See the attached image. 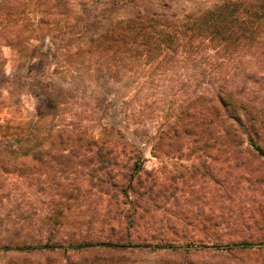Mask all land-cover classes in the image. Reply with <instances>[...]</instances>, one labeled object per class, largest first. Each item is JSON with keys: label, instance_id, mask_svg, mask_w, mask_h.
Listing matches in <instances>:
<instances>
[{"label": "rangeland", "instance_id": "rangeland-1", "mask_svg": "<svg viewBox=\"0 0 264 264\" xmlns=\"http://www.w3.org/2000/svg\"><path fill=\"white\" fill-rule=\"evenodd\" d=\"M221 1L0 0V247L120 245L0 251V264H264V157L173 124L224 83L248 80L264 103L259 45L150 60L110 31Z\"/></svg>", "mask_w": 264, "mask_h": 264}, {"label": "trees", "instance_id": "trees-1", "mask_svg": "<svg viewBox=\"0 0 264 264\" xmlns=\"http://www.w3.org/2000/svg\"><path fill=\"white\" fill-rule=\"evenodd\" d=\"M110 31L116 34L118 43L129 46L135 57L144 56L150 60L160 57L166 60L170 55L178 54L180 48L182 53L189 54L191 49L198 53L207 45L215 46L218 54L233 57L241 46L257 44L261 50L260 56L264 57V0H224L212 4L202 12L189 13L176 21L164 14L142 11L134 19L123 21ZM119 53L117 55H120ZM162 63H157L152 70L161 68ZM152 70L150 69V72ZM249 76L251 73L247 75ZM262 97L260 88L258 89L256 84H250L248 80L239 94L224 83L215 89L211 98L196 97L192 103L180 107L181 110L173 124L176 125L174 127L180 128L183 137L194 138V144H202V147H208L214 142H222L232 147L247 144L254 152L264 157ZM203 102L205 103L202 104ZM150 139L156 140V145H159L164 135L158 130ZM137 149L139 155L136 157L142 159V150ZM200 246L191 244L188 247L169 248L189 251ZM93 247L119 248L120 245L39 243L4 245L0 247V251L31 254L45 250L77 251Z\"/></svg>", "mask_w": 264, "mask_h": 264}]
</instances>
